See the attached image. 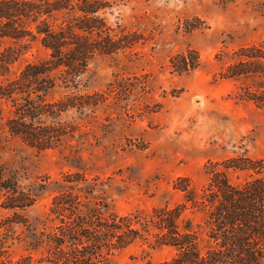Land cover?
Segmentation results:
<instances>
[{"label":"trees","instance_id":"trees-1","mask_svg":"<svg viewBox=\"0 0 264 264\" xmlns=\"http://www.w3.org/2000/svg\"><path fill=\"white\" fill-rule=\"evenodd\" d=\"M126 1L0 0V40L28 37L47 50L45 58L10 75L19 50L0 49L1 130L37 150L58 147L77 133L64 114L86 118L106 99L87 90L89 60L123 53L142 38L108 19ZM199 62L198 49L187 47L172 54L168 66L181 73ZM217 74L239 79L238 97L264 110V33L233 49ZM126 88L119 86L120 95ZM204 168L207 179L199 187L187 176L174 179L178 201L127 213L98 196L97 178L66 170L54 180L50 225L37 230L23 213L36 193L0 161V205L11 210L0 219V235L5 241L19 238L17 227L28 233L25 242L43 264H107L108 255L138 240L174 250L157 264H264V156L234 154L209 160Z\"/></svg>","mask_w":264,"mask_h":264},{"label":"rangeland","instance_id":"rangeland-1","mask_svg":"<svg viewBox=\"0 0 264 264\" xmlns=\"http://www.w3.org/2000/svg\"><path fill=\"white\" fill-rule=\"evenodd\" d=\"M108 19L142 38L123 53L89 60L87 90L106 99L86 118L64 114L77 133L58 147L37 150L0 129V161L36 193L23 213L37 230L50 225L54 180L69 169L97 178L96 193L113 210L149 212L181 198L173 188L178 176H187L194 187L204 184L209 160L264 156V110L238 97L239 79L217 74L233 49L264 33V0H127ZM5 47L19 50L10 75L47 56L28 37H4L0 49ZM187 47L198 49L199 65L172 71L169 57ZM122 85L129 88L120 95ZM10 213L0 205V219ZM16 230L19 238L5 241L0 235V264H43L25 242L29 234ZM173 252L138 240L108 255L107 264H157Z\"/></svg>","mask_w":264,"mask_h":264}]
</instances>
